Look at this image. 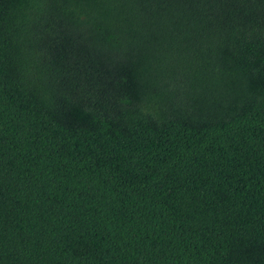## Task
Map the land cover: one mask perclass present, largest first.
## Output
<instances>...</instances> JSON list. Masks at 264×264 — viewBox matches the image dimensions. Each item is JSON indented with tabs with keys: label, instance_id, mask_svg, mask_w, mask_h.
<instances>
[{
	"label": "trees",
	"instance_id": "1",
	"mask_svg": "<svg viewBox=\"0 0 264 264\" xmlns=\"http://www.w3.org/2000/svg\"><path fill=\"white\" fill-rule=\"evenodd\" d=\"M0 264H264V0H0Z\"/></svg>",
	"mask_w": 264,
	"mask_h": 264
}]
</instances>
